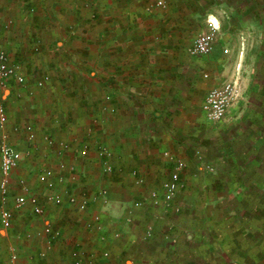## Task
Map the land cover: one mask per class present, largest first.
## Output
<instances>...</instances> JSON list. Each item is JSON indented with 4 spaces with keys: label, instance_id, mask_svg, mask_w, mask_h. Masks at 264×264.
<instances>
[{
    "label": "rangeland",
    "instance_id": "374dc122",
    "mask_svg": "<svg viewBox=\"0 0 264 264\" xmlns=\"http://www.w3.org/2000/svg\"><path fill=\"white\" fill-rule=\"evenodd\" d=\"M89 7V3L83 5ZM106 7L98 4L92 17H101L97 23L103 34ZM117 7L119 17H130L124 24L129 23L134 31L153 29L154 24L148 21L157 12V52H140L142 58L156 59L157 83L135 84L134 88L145 93L132 89L125 100L133 111H161L157 136L163 137L157 141L166 140L163 132L174 126L184 147L173 155L157 144L156 183L149 181L139 191L130 185L128 198L141 201L142 206L127 212L129 228H116V234L129 237L133 241L130 246L136 245L140 251L134 258L113 262L264 264V0H140L129 7ZM84 14L83 28L90 24V15ZM199 35L211 36L209 54L190 52ZM49 38L51 46L57 42L69 45L73 39L91 43L88 36L80 37L81 41L73 35ZM95 39L102 42L105 35ZM34 41L39 48L41 42ZM80 54L70 58L65 53L70 59L60 66L22 64L25 79L42 82L31 86L33 91L39 90V95L48 91L42 101L45 111H111L119 107L111 94L107 96L105 84L91 81L89 59ZM103 79L104 74L99 73L97 80ZM223 83L234 84L236 94L219 121H208L200 112V103L210 89ZM11 84L17 89L24 83ZM151 87L157 90L156 99L146 95ZM139 94L147 97L138 99ZM24 96L16 90L9 105L0 102L5 111L10 108L13 112L21 103H41ZM18 133H13L11 140H18ZM104 135L105 131L102 138ZM179 162L181 168H177ZM99 172L100 179L110 178L102 169ZM174 174L178 176L177 190L167 201L163 184ZM154 190L157 204L150 195Z\"/></svg>",
    "mask_w": 264,
    "mask_h": 264
},
{
    "label": "crops",
    "instance_id": "0c3cea01",
    "mask_svg": "<svg viewBox=\"0 0 264 264\" xmlns=\"http://www.w3.org/2000/svg\"><path fill=\"white\" fill-rule=\"evenodd\" d=\"M138 2L140 0H0V48L7 52L10 61L20 66H60L65 64L67 58L81 57L82 53L89 59L87 62L91 81L94 84H105L107 96L111 94L112 101H117L119 106L112 107L111 111H45L42 101L46 100L48 91L41 95L39 90L34 92L31 86L37 85V81L24 78L22 87L16 89L11 84L16 82L11 80L0 89V100L7 104L15 97L16 90L22 91L24 97L29 96L28 99L41 101L38 105L21 103L14 112L10 108L6 109L8 143L18 150L28 151L13 171L11 183L23 178L32 192L43 196L48 191L39 183L37 176L44 168H51L66 179L56 187L63 193L62 203L57 205L43 201L42 216L33 214L28 205L13 210L10 228H0V264H52L60 259L71 258L76 252L86 256L94 254L97 262L101 264L105 261L107 264V260L100 257L105 249L110 251L108 261L111 262L134 258L136 251H140V247L130 246L133 241H129V237L116 234L118 228H129L127 212L138 208L134 205L135 201L128 198L130 185L139 191L145 184H150L149 181L156 183L157 144L159 149H169L172 154L175 150L181 152L184 144L180 140V131L176 127L175 131L174 126L163 132L164 136L167 134L166 140L157 141L163 137L157 136V116L162 114L161 111H133L125 100L129 99L132 89L145 93L142 92L144 89L134 88L135 84L157 83L156 59L140 56V52H157V12L148 21L154 24L149 31L130 29L129 23L124 24L125 21L129 22L130 17H119L120 14H117L120 9L117 5L129 7ZM87 3L90 5L89 9L83 8ZM103 3L107 4L106 8L109 10L104 17V34L97 23L101 17L98 19L95 16L92 19L95 15L93 13L97 12V5ZM83 13L90 15V24L85 25V28L82 24ZM12 20L15 21L13 25ZM152 31L154 33L150 34ZM56 35H73L80 41V37L88 36L91 43L84 45L81 42L75 43L73 39L69 45L57 42L51 46L49 41L53 40H49V37L54 38ZM101 35H105V40L98 43L95 38ZM219 35L222 36V33L219 32ZM34 39L41 42L39 48ZM176 43L181 45L178 41ZM65 53L70 58L64 56ZM99 73L104 74L101 81L97 80ZM69 88L72 93V87ZM148 89H151H145L148 98L156 99L157 90L152 87ZM136 96L138 99L147 97L140 94ZM33 106L36 108L33 109ZM200 112L204 116L201 103ZM26 126L31 128L32 139L28 138ZM103 131L104 138L101 136ZM15 132H19L16 136L20 138L13 141L11 135ZM47 135L57 141L70 143L69 149L61 152L56 146H48L45 141ZM80 143L89 145L87 158L77 156ZM98 143L106 145L113 155L110 159L113 171L111 175L107 174L110 178L105 180L100 179L101 165L96 152ZM70 166H74L76 175L73 180L70 179L71 173L68 170ZM133 171L137 177L143 178L144 184L136 183ZM10 188L12 193L17 192L16 183L14 186L12 183ZM103 190L104 195L101 194ZM67 192L77 195L85 193L89 198L87 208L79 211L75 206L69 205ZM8 206L11 207V203ZM119 214L121 221L118 222ZM95 216L99 217L100 228ZM46 223L50 224L51 229L59 230L60 236L52 242L46 256L41 257L39 254L45 251L48 240L43 232ZM11 248L16 253L13 260Z\"/></svg>",
    "mask_w": 264,
    "mask_h": 264
},
{
    "label": "built area",
    "instance_id": "2783aa9c",
    "mask_svg": "<svg viewBox=\"0 0 264 264\" xmlns=\"http://www.w3.org/2000/svg\"><path fill=\"white\" fill-rule=\"evenodd\" d=\"M157 3V1H156ZM160 3V1H159ZM212 30H216V26L211 25ZM211 36L199 35L197 36L190 46V52L193 54L206 55L209 54L212 49ZM206 76V75H204ZM15 81L16 83H24V76L21 71V66L17 63L10 61L7 52L0 48V89L4 88L9 81ZM38 85H42L39 81ZM236 94L235 85L232 83H223L219 86H215L210 89L204 96L201 102V111L204 117L208 121H219L226 113V110ZM8 118L7 113L0 102V228L7 230L12 224L13 210L21 209L25 206H30L33 214L42 216L44 214L43 201L51 202L53 204H61L63 201V193L59 189H56L59 183H63L66 179L60 174L56 173L51 168H44L37 176L39 183L48 191L43 196L38 195L31 191L27 182L20 178L16 182L17 192H11V177L13 171L19 166L24 157L28 154V151L23 152L16 149L8 143L7 126ZM16 130V129H15ZM25 130L28 133V138L32 139L30 126H26ZM76 142L78 139L75 137ZM45 141L48 146H56L59 151H67L70 147V143L66 141H57L51 136H45ZM97 156L101 165L102 172L110 174L113 171V166L110 162L112 153L104 144H99L96 148ZM89 153V145L87 143H80L77 149V156L79 158H87ZM182 163L177 164V168H181ZM70 171V179L76 178L74 174V166L68 167ZM135 181L137 184L143 183L142 177H137L133 171ZM178 176L174 174L169 181L163 184V197L165 200H170L177 190ZM101 194H105V190L101 191ZM67 202L69 205L75 206L79 211H83L87 208L89 198L85 193L77 195L75 193L67 192ZM151 198L154 204H157V191H151ZM11 203V207L8 206ZM136 207L142 206L141 201L134 203ZM97 224L99 223V217L95 216ZM100 228V224H98ZM43 232L48 236L46 242L45 251H41L39 254L41 257H45L47 251L51 249L52 242L60 236V231L51 229L50 224L46 223L43 227ZM111 254L109 250H103L100 257L107 260V264H117L108 261ZM16 258L15 249L11 248V259ZM97 259L94 254L83 255L82 253H74L71 258L60 259L52 264H97Z\"/></svg>",
    "mask_w": 264,
    "mask_h": 264
}]
</instances>
